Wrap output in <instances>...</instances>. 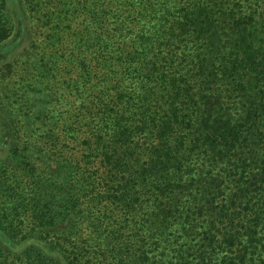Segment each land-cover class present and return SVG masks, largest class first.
Wrapping results in <instances>:
<instances>
[{
    "label": "trees",
    "instance_id": "trees-1",
    "mask_svg": "<svg viewBox=\"0 0 264 264\" xmlns=\"http://www.w3.org/2000/svg\"><path fill=\"white\" fill-rule=\"evenodd\" d=\"M48 3L0 102V264H264V0Z\"/></svg>",
    "mask_w": 264,
    "mask_h": 264
},
{
    "label": "rangeland",
    "instance_id": "rangeland-1",
    "mask_svg": "<svg viewBox=\"0 0 264 264\" xmlns=\"http://www.w3.org/2000/svg\"><path fill=\"white\" fill-rule=\"evenodd\" d=\"M20 1L22 2L23 5H25L26 14L28 17H30V20L28 22V33L25 37L24 42L22 43L23 45L22 49L17 50L16 54H14L12 59L10 60L13 63L14 68H16V72L13 73L10 76V78L5 80L4 82H1L0 80V102L3 99V96L6 94V91H8L10 87L12 86L11 84L9 87L8 84L5 85L4 83L7 81L16 82V80L18 79V76L16 75V73H18L19 70L22 69V66H23L22 64L25 62V52L26 51L34 52L35 54L39 53L38 46L41 44L42 40L44 39L45 33H46V28L42 26V23L40 22V17L46 14L47 10H50L48 9L49 8L48 2H52V0H39L40 2L39 6L35 7L34 9V4H36L35 0H20ZM5 3H6V0H0V8H1L2 14L4 13L6 14L7 8L5 7ZM14 32H15V28H12L9 33L10 38H13L15 36ZM2 110L6 111V109H4L3 107H2ZM0 141H1V134H0Z\"/></svg>",
    "mask_w": 264,
    "mask_h": 264
}]
</instances>
